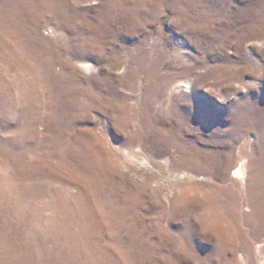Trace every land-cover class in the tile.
Listing matches in <instances>:
<instances>
[{
	"label": "rangeland",
	"instance_id": "obj_1",
	"mask_svg": "<svg viewBox=\"0 0 264 264\" xmlns=\"http://www.w3.org/2000/svg\"><path fill=\"white\" fill-rule=\"evenodd\" d=\"M0 264H264V0H0Z\"/></svg>",
	"mask_w": 264,
	"mask_h": 264
}]
</instances>
